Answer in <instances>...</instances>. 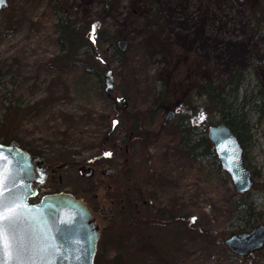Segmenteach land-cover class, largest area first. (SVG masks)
I'll list each match as a JSON object with an SVG mask.
<instances>
[{"label":"rangeland","instance_id":"1","mask_svg":"<svg viewBox=\"0 0 264 264\" xmlns=\"http://www.w3.org/2000/svg\"><path fill=\"white\" fill-rule=\"evenodd\" d=\"M8 1L0 15V71L9 97L21 104L23 113L9 139L15 137L58 169L49 176L46 191L75 193L92 209L100 228L97 263L264 264V250L239 257L225 243L264 224V115L246 110L252 129L246 134L244 158L257 176L252 191L239 195L225 173L180 147L188 138L179 123L189 114L195 115L190 121L191 129L195 127L188 137L195 142L206 136L207 123L222 118L204 112V97L194 96L190 100L195 106L181 112L171 105L164 109L159 100L164 86L186 91L207 82L222 87L240 68L246 71V81L239 98L245 91L264 96V0H111L102 29L111 40L116 36V42L128 39L131 49L120 58L108 40L95 51L116 72H126L117 77L110 98L103 93L105 68L99 61L81 52L71 60L62 56L54 12L60 9L90 33V26L102 17L104 0ZM148 3L152 14L143 13ZM120 96L127 103H115ZM2 97L0 120L7 105ZM113 118L120 124L107 139ZM149 130L157 134L155 140ZM144 136L148 139L141 141ZM155 155L163 159L154 161L157 165L168 167L167 180L159 183L148 174L147 162ZM127 157L133 161L128 167ZM109 168L116 174L106 177ZM116 180L134 183L132 201L121 191L106 192L115 215L102 216L93 195ZM152 183L156 190L147 191ZM173 194L190 223L159 232L162 218L142 205L147 200L154 212V200L163 206ZM246 202L253 205L251 217L250 211L241 215ZM145 221H150L148 236L142 235Z\"/></svg>","mask_w":264,"mask_h":264},{"label":"water","instance_id":"2","mask_svg":"<svg viewBox=\"0 0 264 264\" xmlns=\"http://www.w3.org/2000/svg\"><path fill=\"white\" fill-rule=\"evenodd\" d=\"M107 7L109 0H105ZM9 6L7 0H0V13ZM121 53L128 49V41L117 42ZM96 59L103 65L108 63L96 54ZM123 71H119L121 76ZM104 91L110 95L115 90V75L113 69H108L104 75ZM122 98L118 97L120 102ZM119 120H112L110 136ZM208 138L213 144L215 154L224 171L239 193H248L254 185L252 172L245 166L243 147L231 127L220 122L208 128ZM42 162L39 157H31L21 149L16 142L10 145L0 143V223H8L3 216L10 208H17L20 221L15 225V238L9 233L7 242L9 248L7 260L9 264H95L94 258L100 237V229L92 212L82 199L71 193L59 192L47 194L40 202L31 204L30 199L38 194L37 184L47 180V170L35 164ZM55 170H52L54 172ZM114 172L107 169L106 173ZM100 200L103 192L100 191ZM100 213L112 216L111 208L102 206ZM225 243L230 250L243 257L264 247V224L255 227L251 232L232 235ZM0 250V259H4Z\"/></svg>","mask_w":264,"mask_h":264},{"label":"trees","instance_id":"3","mask_svg":"<svg viewBox=\"0 0 264 264\" xmlns=\"http://www.w3.org/2000/svg\"><path fill=\"white\" fill-rule=\"evenodd\" d=\"M149 1V0H148ZM107 9L103 10L102 17L97 19L94 23V25H91L92 28L89 33V27H86L85 24L82 26L80 23L70 20L69 16H65L63 11H61L58 8H54V12L57 15V24L56 29L59 34V43H60V50L61 53H64L62 56H67V60H71L76 58V55L78 53H82L86 58L93 57L96 49L103 48L107 41L110 40L108 43L109 45H112L115 49V41L116 36H114L111 40L109 36L107 35L106 31L102 29V21L105 18V12ZM153 7L149 3L147 4V7L143 13L152 14ZM84 36L86 38H84ZM72 42V48L69 47V44ZM76 45V48H73V46ZM131 46L129 48L130 53ZM118 53V51L116 50ZM120 56V53H118ZM122 56H120L121 58ZM66 60V59H65ZM126 73V72H125ZM125 76V75H124ZM4 74L0 71V94L3 95L2 101H7V105L5 106V110L3 113V117L0 120V132L5 131V134H0V140L3 142L9 141V136L11 135V129L14 128L19 122L21 115L23 114L20 111V103H18L16 100H13L9 96L12 94L10 90H6L7 83L3 81ZM101 80V78H100ZM102 81V80H101ZM246 81V71L242 68L236 69L235 71H232L230 74L229 80L226 82V84L222 87L216 86L212 83L205 82L202 86H200L198 89L195 88V86L191 85L188 87V90L183 91V88H172L170 86H164L163 90L159 93V100L162 102L164 109H168V107L171 105L173 106V109H176L178 112H181L183 107L187 106L189 108H192L195 106V103H192L193 101L190 100L194 96H200L204 97V112L210 113L212 116L217 115L220 118H222V121H225L227 124H229L232 129L234 130L235 134L238 136L240 142L242 143L243 147L245 146V139L246 134L249 133V131L252 129L250 125V118L246 114V110L253 111L254 113H257L258 115H264V96H252V93H248L247 91L243 92L242 96L239 98L238 94L242 87V85ZM174 83V82H173ZM194 90V91H193ZM185 93H188V96L183 97ZM192 114H195L192 113ZM195 115L189 114V117H186L184 119V122L179 123V130L184 134L185 138H188V141H183L180 143L181 150L183 152H188L189 157H192L198 161L200 160H208L210 161L219 172L224 174L225 172L221 169L220 164L217 160V157L214 153V149L209 142L207 136H203L199 141L195 142L192 140L193 135H191V123L190 121L194 120ZM211 121V120H210ZM213 124V122L207 123L205 125V128L203 130V133H206V128ZM150 136L153 137L155 140L157 138V134L154 133V131L149 130ZM146 133V134H147ZM190 136V137H188ZM13 137L12 139H14ZM144 139H148L145 136L141 137V141ZM149 141V140H147ZM128 141L126 140L125 143ZM150 147V143H148L147 148ZM127 151H132L130 147H127ZM160 160L162 161V158H158L155 155V158L153 161H148L147 167H148V174L151 176L152 180H155L157 183L161 181H166L165 173L168 172V167H164V163L158 164L154 161ZM246 161V160H245ZM133 161L127 157L126 160V167H128ZM159 162V161H158ZM226 174V173H225ZM254 176H257L256 170L253 171ZM129 178V177H128ZM131 180L127 181L124 185L120 183V180L114 181L109 189V192L113 191H121L123 192V197L126 201H132V195L131 190L133 189L134 183L130 182ZM151 183V181H150ZM156 190L154 184L147 185V191L150 190ZM178 188H175L174 191L177 192ZM176 194H173L169 199L166 200V203L161 206L154 202V205L156 209L153 211L150 210L149 203L147 200H145L142 207L149 212L154 213V216H159L162 218V228H160L158 231L162 232L164 229L167 230L171 225L177 224V223H184L189 224L190 219L188 217V214L186 215L184 213V206H182L179 202L178 198H175ZM175 198V199H174ZM114 204V202H113ZM246 206L243 208L242 211V217H244L249 211V217H251L254 208L251 203H244ZM115 206V204H114ZM137 204L134 205V208L136 209ZM115 208V207H114ZM182 213H181V212ZM179 214V215H178ZM187 216V217H186ZM186 217V218H185ZM152 221V220H150ZM148 222H143L142 229L143 233L142 235L148 236L150 235L148 231ZM263 251V250H262ZM96 264H98L96 262Z\"/></svg>","mask_w":264,"mask_h":264},{"label":"snow or ice","instance_id":"4","mask_svg":"<svg viewBox=\"0 0 264 264\" xmlns=\"http://www.w3.org/2000/svg\"><path fill=\"white\" fill-rule=\"evenodd\" d=\"M2 206L0 204V207ZM20 218L18 209L15 207L10 208L9 212L3 216V219L8 221V223H0V250L3 251L5 257L4 259H0V264H9L7 256L9 255L8 250L12 245L7 242V236L11 233L13 238H15V225L19 223Z\"/></svg>","mask_w":264,"mask_h":264}]
</instances>
